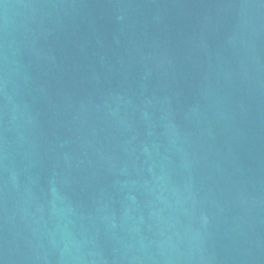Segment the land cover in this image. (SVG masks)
I'll list each match as a JSON object with an SVG mask.
<instances>
[{
  "label": "water",
  "instance_id": "water-1",
  "mask_svg": "<svg viewBox=\"0 0 264 264\" xmlns=\"http://www.w3.org/2000/svg\"><path fill=\"white\" fill-rule=\"evenodd\" d=\"M0 264H264V0H0Z\"/></svg>",
  "mask_w": 264,
  "mask_h": 264
}]
</instances>
